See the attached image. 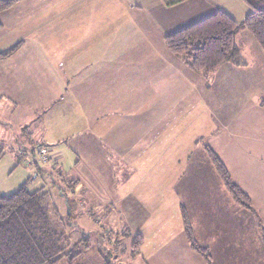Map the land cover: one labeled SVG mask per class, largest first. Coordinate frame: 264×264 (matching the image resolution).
I'll return each instance as SVG.
<instances>
[{
  "label": "crops",
  "instance_id": "crops-1",
  "mask_svg": "<svg viewBox=\"0 0 264 264\" xmlns=\"http://www.w3.org/2000/svg\"><path fill=\"white\" fill-rule=\"evenodd\" d=\"M216 9L209 0L170 8L161 0H19L0 13V53L20 43L0 61V124L19 129L10 130L13 145L48 146L54 173L60 167V179L79 186L83 200L72 193L70 216L77 201L98 208L141 236L136 252L146 264H204L187 243L181 208L214 264L264 263L255 217L234 206L217 173L208 175L203 148L264 220V107L245 94L262 82L264 53L238 34L240 63L226 62L207 82L164 44Z\"/></svg>",
  "mask_w": 264,
  "mask_h": 264
},
{
  "label": "trees",
  "instance_id": "trees-1",
  "mask_svg": "<svg viewBox=\"0 0 264 264\" xmlns=\"http://www.w3.org/2000/svg\"><path fill=\"white\" fill-rule=\"evenodd\" d=\"M18 1L0 0V13L10 9ZM186 1L188 0H161L168 8ZM241 1L251 8V12L242 21L235 20L225 11L216 10L200 21L166 35V48L173 55L180 57L190 71L199 74L207 82L226 62L240 63L241 55L235 41L238 34L249 32L264 52V0ZM19 46L20 43L1 52L0 61L11 57ZM260 105L264 107V98ZM38 145L43 144L17 143L12 145V148L14 151L16 149V157L20 161L27 152L33 153ZM203 148L234 203L255 217L264 240V221L256 211L250 196L233 181L215 152L208 145H203ZM4 155L5 147L0 143V160ZM43 200L42 193L29 191L26 184L8 195H0V264H59L63 258L72 259L77 255L64 251V236L53 230ZM181 217L184 235L192 252L198 255L204 264H214L208 248L197 243L183 208ZM134 240V246L138 247L142 238L137 234Z\"/></svg>",
  "mask_w": 264,
  "mask_h": 264
},
{
  "label": "rangeland",
  "instance_id": "rangeland-1",
  "mask_svg": "<svg viewBox=\"0 0 264 264\" xmlns=\"http://www.w3.org/2000/svg\"><path fill=\"white\" fill-rule=\"evenodd\" d=\"M209 1L210 4L214 3L215 7H217L216 10L225 11L230 17L244 19L251 12V8L241 0ZM242 34L251 39V45L258 51L259 46L253 36L249 32H243ZM242 40H240L239 46L247 48L248 46L246 44L243 45ZM260 77L262 82L251 84L250 88L247 89L249 92L245 93L254 96L259 101L264 98V94L260 95V91L264 89V74H261ZM238 81L242 85L246 83L245 79L239 78ZM226 89L227 92L224 94L228 110L233 105V101L229 97L234 93V88L229 85ZM35 118L36 116L32 117L31 120H35ZM29 120L30 118L28 117ZM211 122L216 125L213 121ZM11 129L16 132L19 131L14 126L4 127L3 124H0V143L5 147V155L0 160V195H8L25 184L29 191H38V193L44 195L43 206L49 214L51 226L55 232L64 236V251L72 255L77 254L72 259L63 258L59 264H146L136 252L137 246H134V235L130 230L127 228L126 231L123 228L112 226L109 219L103 218L98 208L91 207L84 201L81 202L80 206V202L77 201L79 205L76 211L72 210V215L70 216L71 207L69 208V206L75 204L72 193H75L77 200L78 198L81 199L77 194L79 186L73 184L72 186L75 187V190H72L70 177L61 174L60 179L58 176L60 167L54 173L59 163L54 164L53 159L42 162L32 152H27L18 161L16 149L14 151L12 148L15 135L13 131H10ZM203 143L205 144V142ZM68 165L67 161L65 166L67 168L62 167L65 172L70 167ZM212 168L213 165L210 161L207 171L208 175L217 176L216 171L214 168L212 170ZM234 206L239 208L235 204ZM244 212L246 211L244 210ZM127 226L130 227L129 225ZM259 237L261 238L262 234H259ZM254 252L256 255L257 242L254 245ZM256 262L257 264H264L262 261L255 260Z\"/></svg>",
  "mask_w": 264,
  "mask_h": 264
},
{
  "label": "built area",
  "instance_id": "built-area-1",
  "mask_svg": "<svg viewBox=\"0 0 264 264\" xmlns=\"http://www.w3.org/2000/svg\"><path fill=\"white\" fill-rule=\"evenodd\" d=\"M18 154H21V152H18ZM33 155L37 156V158L42 162H47L51 159H55L50 148L43 145H38L37 147H35V149L33 150Z\"/></svg>",
  "mask_w": 264,
  "mask_h": 264
}]
</instances>
